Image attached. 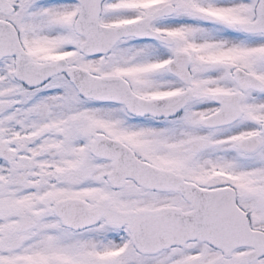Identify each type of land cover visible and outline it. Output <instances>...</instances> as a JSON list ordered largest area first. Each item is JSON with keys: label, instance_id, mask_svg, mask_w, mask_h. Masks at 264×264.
<instances>
[{"label": "snow or ice", "instance_id": "obj_1", "mask_svg": "<svg viewBox=\"0 0 264 264\" xmlns=\"http://www.w3.org/2000/svg\"><path fill=\"white\" fill-rule=\"evenodd\" d=\"M0 264H264V0H0Z\"/></svg>", "mask_w": 264, "mask_h": 264}]
</instances>
